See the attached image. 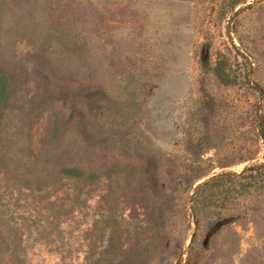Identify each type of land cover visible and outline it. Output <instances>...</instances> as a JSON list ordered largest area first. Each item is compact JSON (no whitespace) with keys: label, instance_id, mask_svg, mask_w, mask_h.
I'll list each match as a JSON object with an SVG mask.
<instances>
[{"label":"rangeland","instance_id":"obj_1","mask_svg":"<svg viewBox=\"0 0 264 264\" xmlns=\"http://www.w3.org/2000/svg\"><path fill=\"white\" fill-rule=\"evenodd\" d=\"M230 1L0 0V264H186L195 189L264 162V0ZM227 209L192 264H264V195Z\"/></svg>","mask_w":264,"mask_h":264},{"label":"trees","instance_id":"obj_2","mask_svg":"<svg viewBox=\"0 0 264 264\" xmlns=\"http://www.w3.org/2000/svg\"><path fill=\"white\" fill-rule=\"evenodd\" d=\"M240 4V0H231L226 5V9L233 12ZM215 72L221 83L227 86L236 85L241 80L240 74L236 73L233 66L229 64V57L223 52H219ZM262 95L264 97V92ZM0 100H7V79L4 75L0 87ZM259 129V136L264 144V112L260 116ZM66 172L68 175H74L77 171L67 169ZM208 174H204L202 178ZM257 195H264V162L250 165L240 172L224 171L218 173L200 184L195 189L191 202L195 232L191 240L190 256L186 264H192V255L196 244L202 240L205 234L212 232L217 224L226 219L228 215L227 205L236 201L240 202L249 196L257 197ZM233 215L231 214V216Z\"/></svg>","mask_w":264,"mask_h":264},{"label":"water","instance_id":"obj_3","mask_svg":"<svg viewBox=\"0 0 264 264\" xmlns=\"http://www.w3.org/2000/svg\"><path fill=\"white\" fill-rule=\"evenodd\" d=\"M203 183V182H202ZM191 202H192V199H191Z\"/></svg>","mask_w":264,"mask_h":264}]
</instances>
